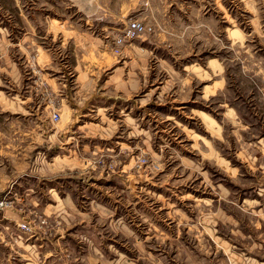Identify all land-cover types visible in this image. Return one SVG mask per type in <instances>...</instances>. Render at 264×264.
I'll return each instance as SVG.
<instances>
[{"label": "rangeland", "instance_id": "obj_1", "mask_svg": "<svg viewBox=\"0 0 264 264\" xmlns=\"http://www.w3.org/2000/svg\"><path fill=\"white\" fill-rule=\"evenodd\" d=\"M92 6L0 0V264H264V0Z\"/></svg>", "mask_w": 264, "mask_h": 264}, {"label": "crops", "instance_id": "obj_2", "mask_svg": "<svg viewBox=\"0 0 264 264\" xmlns=\"http://www.w3.org/2000/svg\"><path fill=\"white\" fill-rule=\"evenodd\" d=\"M113 1L114 0H93V6H92V9H91L90 12H85L83 10H80L79 8H78V10L82 11L83 14L89 15V16L104 15V16H108L109 17V16H114L117 13L118 15L122 16V20H123V18L125 17L128 9L132 10L136 6H138L137 10H141L142 12L145 11V12H143L141 14V18L142 19H144V16H148V14H152L153 15V0H148V2H150V3L148 5V7H146V8L142 7V0H120V2L119 1H115V8L118 9L116 12L111 10V8H110V3L113 2ZM74 5H76V4H74ZM26 217H28V214L26 215ZM15 222H17V221H15ZM24 233L29 234V232H24ZM0 238L3 240V237H1V235H0ZM0 245L2 246V242H0ZM3 245H4V243H3ZM4 248L8 252V250H9L8 249V245L5 244ZM10 252H12V251H10ZM9 262H10V258H9Z\"/></svg>", "mask_w": 264, "mask_h": 264}, {"label": "built area", "instance_id": "obj_3", "mask_svg": "<svg viewBox=\"0 0 264 264\" xmlns=\"http://www.w3.org/2000/svg\"><path fill=\"white\" fill-rule=\"evenodd\" d=\"M153 32V26L151 24H147L145 22H141L139 20H130L126 26V28L122 32V36L119 37L118 42L122 41V38H132L138 37L145 34H151ZM59 114L54 112L53 117H58ZM13 199H0V207L11 205ZM17 226L24 232H29L31 234L34 232L33 224L30 221H24L17 223Z\"/></svg>", "mask_w": 264, "mask_h": 264}]
</instances>
